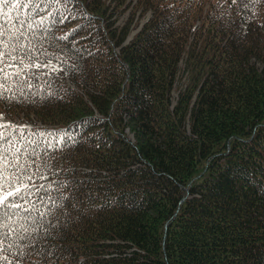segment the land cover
Here are the masks:
<instances>
[{"label": "trees", "instance_id": "trees-1", "mask_svg": "<svg viewBox=\"0 0 264 264\" xmlns=\"http://www.w3.org/2000/svg\"><path fill=\"white\" fill-rule=\"evenodd\" d=\"M12 15L44 24L42 66L0 100L26 126L23 203L42 221L10 260L264 264V0H72ZM180 63L188 83L171 108Z\"/></svg>", "mask_w": 264, "mask_h": 264}, {"label": "snow or ice", "instance_id": "snow-or-ice-1", "mask_svg": "<svg viewBox=\"0 0 264 264\" xmlns=\"http://www.w3.org/2000/svg\"><path fill=\"white\" fill-rule=\"evenodd\" d=\"M70 3L72 0H0V100H14L13 86L19 83L21 74L32 67L42 66L37 63L35 49L36 33L44 24L43 18L36 21L32 15L21 18L12 13L26 7L39 14L43 7L51 8L54 4H63L67 10ZM25 127L0 123V264H5V261L7 264H20L18 259H9L14 255L13 249L16 255L22 256L24 249L33 246V233L37 231L29 222L36 225L42 223L31 214L35 204L29 209L23 203H31L30 193L26 191L29 188L26 181L31 179V166L23 162V153L17 147L18 142L27 139ZM16 133H19V137H16ZM40 134L45 135L43 132ZM47 135L62 134L49 132ZM24 212L29 215H22ZM45 215L40 213L41 218Z\"/></svg>", "mask_w": 264, "mask_h": 264}, {"label": "rangeland", "instance_id": "rangeland-1", "mask_svg": "<svg viewBox=\"0 0 264 264\" xmlns=\"http://www.w3.org/2000/svg\"><path fill=\"white\" fill-rule=\"evenodd\" d=\"M125 15L121 16V18L119 20L120 23H121L122 19L125 17ZM144 20H145V18H144ZM142 22H143V20L140 21V23H142ZM136 30H134L130 33L127 40H130V38L134 35ZM126 43H127V41H126ZM258 67H260V66H258ZM48 71L59 74V71H61V68L59 67V65L54 64V65L50 66V68H48ZM187 83H188V73L185 71L183 64H180L179 71L175 77V82H174L173 88H172L171 93H170V97H171L170 98V100H171V106L170 107L171 108H173V106H175L179 93L184 90ZM0 123L10 124V121L7 120L2 115H0ZM22 124H23L22 122L17 123V125H20V126H22ZM186 129H188L187 126H186ZM128 138L130 139V141L132 143L134 139H133V136L131 133H130V135H128Z\"/></svg>", "mask_w": 264, "mask_h": 264}]
</instances>
